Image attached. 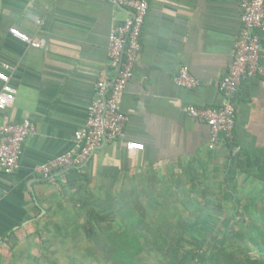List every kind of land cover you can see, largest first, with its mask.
Masks as SVG:
<instances>
[{"label": "crops", "instance_id": "1", "mask_svg": "<svg viewBox=\"0 0 264 264\" xmlns=\"http://www.w3.org/2000/svg\"><path fill=\"white\" fill-rule=\"evenodd\" d=\"M146 1L141 51L120 97L128 116L123 136L103 144L83 168L45 179L33 168L73 147L96 82L113 75L108 33L128 11L111 0H0V59L12 67L7 73L15 90L13 102L0 109V124L30 120L36 128L18 169L0 171V264H53L54 226L43 218L66 200L83 206L105 197L116 205L130 196L135 175L204 157L264 161V79H245L233 98L232 145L208 150V127L184 111L222 101L218 83L240 30L239 0ZM10 28L41 40L42 47L29 46ZM260 41L264 48V32ZM181 66L198 87L173 82ZM126 142L143 147L128 150Z\"/></svg>", "mask_w": 264, "mask_h": 264}, {"label": "rangeland", "instance_id": "2", "mask_svg": "<svg viewBox=\"0 0 264 264\" xmlns=\"http://www.w3.org/2000/svg\"><path fill=\"white\" fill-rule=\"evenodd\" d=\"M135 177L116 205L74 198L43 218L53 264H264L263 164L204 157Z\"/></svg>", "mask_w": 264, "mask_h": 264}, {"label": "built area", "instance_id": "3", "mask_svg": "<svg viewBox=\"0 0 264 264\" xmlns=\"http://www.w3.org/2000/svg\"><path fill=\"white\" fill-rule=\"evenodd\" d=\"M128 11L121 21L113 24L108 33L107 60L112 77L99 79L94 95L87 106L84 126L73 134V147L45 163L34 166L33 171L48 179L67 170L83 168L95 151L103 144L123 136L128 116L120 109V97L130 81L141 51V36L149 4L146 0H111ZM241 26L234 42L232 59L226 74L219 80L222 101L216 106L187 105V115L202 121L209 129L207 149L214 150L221 142L234 138L236 109L233 98L242 82L248 78L264 79V48L260 33L264 32V0H239ZM9 32L34 48L43 42L30 38L14 28ZM12 67L0 59V109L14 100L15 90L9 85L7 71ZM173 82L185 89L198 87L199 80L184 66L173 75ZM36 131L30 120L0 124V171L12 173L20 164L23 146ZM128 150H141L142 145L126 142Z\"/></svg>", "mask_w": 264, "mask_h": 264}, {"label": "trees", "instance_id": "4", "mask_svg": "<svg viewBox=\"0 0 264 264\" xmlns=\"http://www.w3.org/2000/svg\"><path fill=\"white\" fill-rule=\"evenodd\" d=\"M228 145H232L233 142L230 141V142H226ZM259 159L257 160H246L244 163H239V167L241 168H249V167H252V166H258L260 163L261 165L263 164L264 165V161H258ZM80 168H75V169H70V170H67L66 172L68 171H74V170H79ZM65 173V172H64ZM92 215L89 216V219H88V223H87V231L88 233L90 234L92 232V226H91V223L90 221L92 220L91 218Z\"/></svg>", "mask_w": 264, "mask_h": 264}]
</instances>
